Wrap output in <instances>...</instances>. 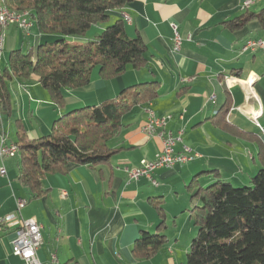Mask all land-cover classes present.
Returning a JSON list of instances; mask_svg holds the SVG:
<instances>
[{"label": "crops", "instance_id": "0c3cea01", "mask_svg": "<svg viewBox=\"0 0 264 264\" xmlns=\"http://www.w3.org/2000/svg\"><path fill=\"white\" fill-rule=\"evenodd\" d=\"M244 1L132 0L110 11L106 23L92 26L84 37H66V41H91L104 27L121 20L128 37L139 36L145 43L147 63L140 69L127 67L122 75L112 79L101 78L98 67H94L87 86L63 89L62 108L51 101L35 76L6 81L11 114L0 111V136L15 144L20 125L27 140H36L50 134L53 122L61 116L115 98L129 86L157 82L158 96L133 106L123 118L119 135L108 142L116 150L108 163L89 167L69 162L64 173H47L42 177L44 193L39 197H32L18 177L19 153L0 160V166L3 163L6 170L5 175H0V217L13 214L16 218L10 226L0 228V264H24L12 254L11 243L19 220L28 218L42 226V244L37 250L40 262L48 261L55 253L58 264H185L195 227L189 228L187 236L182 234L183 229L174 234L178 236L174 237L175 242L183 236L181 249L170 244L166 234L167 243L150 259L135 258L132 246L142 231H158L159 218L149 198L164 199V193L167 197L173 193L187 195L183 186L194 176H198L200 186L215 179L241 186L260 167L256 143L228 138L211 119L228 101L227 120L241 129L247 128L245 131L258 133L264 144V136L253 121V115L264 109V51H241L248 40H264V26L254 19L237 30L224 24L245 11L264 8V0H253L249 8L242 9ZM173 26L181 38L176 51ZM4 33L1 70L7 66L12 51L35 52L38 46L54 39L53 35L40 34L34 25L27 31L12 25ZM250 74L258 78L253 94L247 96L242 82ZM148 109L159 116L171 115L167 127L173 131L183 129L176 151L185 145L200 154L190 162L156 170L152 177L163 183L160 186H153L145 177L128 181L125 172V168L135 167L143 159H153L161 148L157 138L142 131ZM259 122L264 127L262 115ZM212 170L218 174L206 175L202 182L199 176ZM159 188L166 190L159 192ZM17 199L26 201L20 210ZM198 204L197 199L185 198L174 204V210L166 208L164 212L166 218L167 214H180L183 218L184 210Z\"/></svg>", "mask_w": 264, "mask_h": 264}, {"label": "trees", "instance_id": "16d2710c", "mask_svg": "<svg viewBox=\"0 0 264 264\" xmlns=\"http://www.w3.org/2000/svg\"><path fill=\"white\" fill-rule=\"evenodd\" d=\"M132 0H6L10 9L27 11L40 34L54 40L26 53L14 50L7 66L0 69V111L11 114V98L6 81L35 76L51 101L62 108L63 89L82 88L89 84L91 71L98 67L103 79L122 75L127 67L140 69L147 63L146 45L139 36L126 35L124 24L116 20L91 41L69 43L66 37H84L89 29L108 21L109 12ZM264 26V8L244 13L224 22L237 30L251 20ZM158 96V83L146 82L123 89L115 98L95 106L73 110L56 119L50 134L27 140L19 126L16 145L19 150V179L32 194L44 193L42 177L47 173H64L69 162L95 167L109 162L116 150L108 146L123 127V118L135 105L146 104ZM225 102L211 118L214 126L235 137L257 144L260 162L256 174L247 184L234 186L215 179L200 186L194 176L187 188L198 205L189 210L196 233L190 241L185 264H264V144L258 133L231 124ZM264 119V109L262 112ZM264 128V127H263ZM206 173L218 174L216 170ZM159 218L157 232L142 231L132 246L138 259H150L167 243L160 230L164 227V200L149 198Z\"/></svg>", "mask_w": 264, "mask_h": 264}, {"label": "built area", "instance_id": "2783aa9c", "mask_svg": "<svg viewBox=\"0 0 264 264\" xmlns=\"http://www.w3.org/2000/svg\"><path fill=\"white\" fill-rule=\"evenodd\" d=\"M253 4V0H245L242 3V9H247ZM16 26L24 31L29 30L33 23L30 16H4V11L0 6V51L3 49L5 40V29L9 26ZM173 50L176 51L180 47L181 38L173 26ZM256 49L264 51V40L251 39L247 42V46H242L241 51L253 52ZM257 76L250 74L242 85L247 96L253 94V84L257 80ZM262 111H258L253 115L255 126L259 129L261 135L264 136V128L259 122V117ZM171 115H157L152 109L147 110V119L142 127V131L150 137H155L160 141L161 148L151 160H141L139 164L132 168H125L126 177L128 181L138 180L141 177L147 178L153 186H160L163 183L156 181L152 175L162 168H172L176 164L190 162L200 156L195 151H192L187 146L183 145L180 151H176L175 147L179 142H182L183 129L177 132L167 127ZM12 146L10 142H6L4 135L0 136V160L3 162L6 158L12 156ZM6 170L3 163L0 166V175H5ZM62 195H66L63 192ZM26 201L22 199L16 200L17 210H20ZM16 221L13 214H7L0 217V228L8 227ZM15 237L11 243V252L13 255L19 257L24 264H58L55 253L46 262H40L37 257V250L42 244L41 224L35 219H20L16 228L14 229Z\"/></svg>", "mask_w": 264, "mask_h": 264}, {"label": "rangeland", "instance_id": "374dc122", "mask_svg": "<svg viewBox=\"0 0 264 264\" xmlns=\"http://www.w3.org/2000/svg\"><path fill=\"white\" fill-rule=\"evenodd\" d=\"M53 40L54 39L50 40V42H52ZM242 129L247 130V128H242ZM226 136L228 138H233L232 136H230L228 134ZM17 159H20V157L18 156ZM256 161L258 162L257 155H256ZM256 172L257 171H255L254 174H256ZM206 175H211L212 176L213 173H209V174H205L204 173V174H201L199 176V178H201V180H202V178H204ZM190 179L191 178H189L188 181L186 182L185 186H183V192H184V194H187V195H183L182 193H180V194L173 193L172 196L167 197L166 194L164 193V196L165 197H164V199L162 197V199L165 201L164 204H163L164 207H165L164 208L165 211H166V208L169 209V210H174L173 209V206H174V204L176 202H179V201H181V200H183L185 198L188 201L191 198V193L189 194L188 191H187V189H186V185L190 182ZM196 179H198V176H197ZM204 181L205 180L203 179L202 182H204ZM199 182H201V181H199ZM206 185L207 184H205L203 186H206ZM234 186H236V185H234ZM156 190L160 192V191H165L166 189L165 188H159V189H156ZM175 195L177 196L178 199H176L175 197H173ZM153 196H156V195H153ZM191 207L192 206H190L189 208H187L186 211L184 210V216H183V218L180 217V214H177V215L176 214H171V216L167 214V218L165 217L164 227H162L161 230H160L165 235L167 234V236L169 238L170 244H175L177 246L176 247L177 249H181V247H182L181 244H182V241H183V236L179 240H177L176 242L174 240V237L182 229H183L182 230V234L187 236V235H189V231H188L189 228L191 229V228L194 227L192 220L189 218V212H188V210ZM175 215H176V217H175ZM184 219H185V221H187L186 224H184V222H185ZM151 233H155V232H151ZM195 233H196V228H195ZM174 234H176V235L174 236ZM176 237H178V236H176ZM184 238H185V236H184ZM191 239L192 238H189V241H191Z\"/></svg>", "mask_w": 264, "mask_h": 264}, {"label": "bare ground", "instance_id": "6f19581e", "mask_svg": "<svg viewBox=\"0 0 264 264\" xmlns=\"http://www.w3.org/2000/svg\"><path fill=\"white\" fill-rule=\"evenodd\" d=\"M0 6L4 11V16H14V17L29 16V13L27 11H17L14 9H10L6 5V0H0ZM247 42H251V40H248ZM247 42L243 46H247ZM11 145L15 147H13L12 149V156L10 158L17 156L19 153L17 145L15 143H11ZM41 230H42V226H41Z\"/></svg>", "mask_w": 264, "mask_h": 264}]
</instances>
